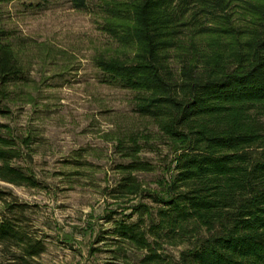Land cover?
I'll return each instance as SVG.
<instances>
[{
	"label": "trees",
	"instance_id": "1",
	"mask_svg": "<svg viewBox=\"0 0 264 264\" xmlns=\"http://www.w3.org/2000/svg\"><path fill=\"white\" fill-rule=\"evenodd\" d=\"M96 9L119 48L94 58L102 82L134 94L133 112L173 157L169 178L146 193L137 175L154 171L139 157L152 136L115 146L127 163L106 196L131 205L107 219L106 264H264V0H99ZM28 82L0 17V115L18 97L11 86ZM29 144L0 134V182L42 186L20 163ZM34 208L0 188V264H42L47 237Z\"/></svg>",
	"mask_w": 264,
	"mask_h": 264
},
{
	"label": "rangeland",
	"instance_id": "2",
	"mask_svg": "<svg viewBox=\"0 0 264 264\" xmlns=\"http://www.w3.org/2000/svg\"><path fill=\"white\" fill-rule=\"evenodd\" d=\"M98 2L88 0L86 10L73 9L68 0H9L0 7L1 25L29 78L11 86L18 97L10 113L0 115V134L29 139L31 158L20 163L42 184L28 189L0 182V188L35 206L32 219L47 237L42 264L111 261V242L103 238L111 227L107 219L112 211L129 213L124 209L131 205L106 196L119 178L115 166L127 163L115 150L118 142L152 136V146L139 156L154 166L137 175L146 193L157 192L170 176L171 152L150 120L133 112L134 94L102 82L94 66L98 55L119 50L102 30Z\"/></svg>",
	"mask_w": 264,
	"mask_h": 264
}]
</instances>
